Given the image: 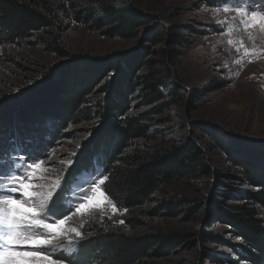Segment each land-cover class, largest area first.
Masks as SVG:
<instances>
[{"label":"trees","instance_id":"1","mask_svg":"<svg viewBox=\"0 0 264 264\" xmlns=\"http://www.w3.org/2000/svg\"><path fill=\"white\" fill-rule=\"evenodd\" d=\"M64 10V0H0V45L29 41L35 33L52 28L54 32L49 33L53 37L46 40V50L65 60L53 64L42 80L21 89L0 108V159L19 142L32 143L37 147L33 153H42L53 144L43 136L54 133L64 138L71 135L66 131L69 126L92 122L68 178L99 163L115 193L108 198L120 208L133 209L154 201L160 192L168 193L166 186L170 184L213 175L228 187L231 196L214 211L229 227L227 232L240 242L207 232L199 236L202 241L229 246L249 264H264V218L259 211L264 209V140H257L258 145L231 141L213 127L206 128L203 136L197 135L200 124L189 117L186 122L191 136L168 138L167 132L157 127L172 106L185 107L188 116L195 109L192 101L200 98L198 92L175 84L177 75L168 64L179 57L172 44L184 45L185 34L169 32L157 20L142 32L140 27L147 18L128 0H121L118 6L86 4L76 18L99 36L151 44L142 42L135 51L116 50L105 55L74 53L64 40L66 27L60 16ZM162 39L168 45L162 49L166 60L155 59L150 51ZM95 95L98 98H93ZM216 150L225 152L236 174L219 171L212 158ZM188 199L163 198L160 206L164 212L159 208L149 212L176 215L181 206H187ZM128 223L136 226L138 219L130 218ZM97 234L92 248L78 245L76 254L82 257L79 264L90 262L85 257L95 261L100 258L98 264H143L147 257L172 252L182 235L161 228L138 235L98 228Z\"/></svg>","mask_w":264,"mask_h":264},{"label":"rangeland","instance_id":"2","mask_svg":"<svg viewBox=\"0 0 264 264\" xmlns=\"http://www.w3.org/2000/svg\"><path fill=\"white\" fill-rule=\"evenodd\" d=\"M58 1L52 0L53 3ZM64 1L65 10L60 13L66 27L64 40L74 53L105 55L116 50L135 51L141 48L142 42L145 45L151 44L140 39L123 40L99 36L95 33L97 31L76 18L77 12L86 4L94 6L104 3L118 6L121 0ZM210 1L219 0H128L131 6L147 18V23L140 27L142 32L151 28L152 22L157 20L168 27L169 32L185 34L184 45L172 44L173 48L178 49L179 57L169 60L168 64L177 75L174 77L175 84L200 94L199 99L192 101L195 109L188 116L185 107L174 105L169 114L162 115L164 121L157 127L166 131L168 138L191 136L192 130L187 128L189 123L186 122V118L189 117L190 121L200 124L201 129L196 132L197 135L203 136L206 128L213 127L226 139L258 145L257 140H264V34H260L258 28L245 30L241 27L234 30L231 35L228 34L227 28L222 31V26L217 21L232 17L235 12L221 11L214 15L215 9H222L226 5ZM73 2H76L74 7L71 6ZM254 2L257 5L264 4V0ZM49 32L54 31L50 28L35 33L29 41L0 45V108L8 99L18 95L21 89L34 86L42 80L53 64L65 61L64 58L46 50V40L53 37V33ZM249 33L253 37L251 40L248 38ZM229 39L233 40V44L227 43ZM167 48V40L162 39L157 45L151 46L150 51L153 52L151 56L166 60L162 49ZM93 98H98V95ZM92 126V122L71 125L66 129L71 135L64 138H58L54 133L43 136L44 140L53 141V144L37 155L33 153L37 151V147L32 143L27 145L19 142L13 145L8 149L6 157L0 159V174L7 172L9 167L14 168L15 165L36 163L37 160L29 159L30 156L36 157L43 161L45 171L38 172L32 182L50 184L59 180L64 186L65 201L77 203L74 194L82 195L93 179L104 175L100 164L97 163L95 167L79 171L74 178H68V170L72 167L74 157L81 149L83 141L89 137ZM212 158L220 172L237 173V169L227 162L224 151L216 150ZM68 161L72 163L68 164ZM226 181L228 180L224 179V182ZM244 187L253 190L247 185ZM166 189L168 193L160 192L154 201L140 208L125 211L117 206L118 211L113 214L111 203H106L102 209H93L83 217L77 214L75 219L83 221L80 230L84 234L79 244L92 248L93 243L98 240V228L128 235H138L161 228L182 233L179 243L167 255L147 257L141 261L143 264H249L236 250L225 244L202 241L198 234L213 233L229 242H240L227 232L229 227L218 220L214 211L215 207L222 205V200L223 202L231 200L227 186L217 181L213 175H202L170 184ZM174 193L177 197L173 195ZM179 196L189 199L185 202L187 206H181L178 214L149 212L154 208L164 212L160 200L176 199ZM186 208H190L191 212ZM259 211L264 218V209ZM130 218L138 219L136 226L128 223ZM76 253L77 251L71 254L72 259L79 264L82 257ZM85 260L90 262L84 264H98V260L95 261L93 258L85 257Z\"/></svg>","mask_w":264,"mask_h":264},{"label":"snow or ice","instance_id":"3","mask_svg":"<svg viewBox=\"0 0 264 264\" xmlns=\"http://www.w3.org/2000/svg\"><path fill=\"white\" fill-rule=\"evenodd\" d=\"M223 3L226 6L215 9L213 14L234 10L235 15L217 21L222 31L227 28L231 35L241 27L258 28L264 34V4L257 5L254 0H223ZM248 38L253 39L250 33ZM227 43L233 44V40ZM29 159L37 162L15 165L0 174V189L5 190L0 194V264H77L71 254L84 238L80 230L83 221L75 219L77 214L83 217L93 209H102L106 203H111L113 214L118 211L116 203L108 199V194L115 196L110 177L102 174L93 179L82 195L74 194L77 203L72 204L65 201L64 186L59 180L50 184L32 182L45 169L43 161L33 156Z\"/></svg>","mask_w":264,"mask_h":264}]
</instances>
